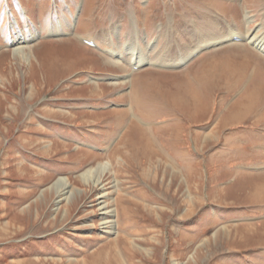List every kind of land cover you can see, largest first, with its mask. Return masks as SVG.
I'll return each mask as SVG.
<instances>
[{
	"label": "rangeland",
	"instance_id": "374dc122",
	"mask_svg": "<svg viewBox=\"0 0 264 264\" xmlns=\"http://www.w3.org/2000/svg\"><path fill=\"white\" fill-rule=\"evenodd\" d=\"M252 32L264 0H0V264H264Z\"/></svg>",
	"mask_w": 264,
	"mask_h": 264
},
{
	"label": "bare ground",
	"instance_id": "6f19581e",
	"mask_svg": "<svg viewBox=\"0 0 264 264\" xmlns=\"http://www.w3.org/2000/svg\"><path fill=\"white\" fill-rule=\"evenodd\" d=\"M256 31V30H255ZM255 32L251 33V36L246 39V43L254 50H256L257 52H259L260 54L264 55V40H258V35H255L253 37ZM31 36V35H30ZM253 37V38H252ZM29 38V36H28ZM28 38H21L17 41V43L14 42L15 46H19L21 47L24 44H28L30 41ZM220 39V38H219ZM241 41V36L239 33L237 32H230V36L229 39H225V37H223V39L221 40H214L212 42L210 41H206V42H201L202 45H199L198 49L193 52H191V54H188V56H184V58L182 57V59L179 61V64L177 65L178 67H182L185 66L186 64H188L191 60V58H193L194 56L198 55L199 53H201L204 50H209V49H213L217 46L223 45L225 43H233V42H239ZM88 44L91 45L90 40L86 41ZM115 52V51H114ZM16 53L20 56L24 55L25 58L29 57L28 54L25 52L24 47L18 48L16 50ZM112 56V55H111ZM23 57V56H22ZM136 63L133 64V71H138L140 70L143 66L145 65H149L151 64L150 61L145 60L143 58H135ZM139 59V60H137ZM175 62V61H174ZM157 65V64H156ZM168 65V64H167ZM176 66V67H177ZM175 67V65H174ZM172 66V68H174ZM110 167V164H102L97 166L94 169H91L89 171H87L86 173L82 174L81 178L84 182L86 183H90L91 185L94 186H101V180L104 174H106L108 172V168ZM68 183L67 180L65 179H59L53 186V190L55 191V194L57 196V200H56V205H60L62 202H64L65 200H69L71 199V196L73 194V192L69 193L67 191L68 189ZM74 198V197H73ZM102 199V197H101ZM101 210L103 211V225L105 227L106 230L111 229L112 223H114L113 218L115 217L113 215L114 211L109 210V206L108 203H106V201L102 202L101 204Z\"/></svg>",
	"mask_w": 264,
	"mask_h": 264
}]
</instances>
